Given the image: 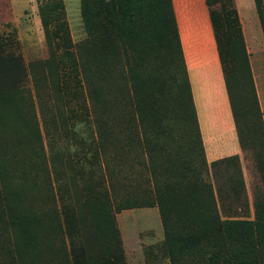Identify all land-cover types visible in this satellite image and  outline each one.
<instances>
[{"label": "rangeland", "instance_id": "1", "mask_svg": "<svg viewBox=\"0 0 264 264\" xmlns=\"http://www.w3.org/2000/svg\"><path fill=\"white\" fill-rule=\"evenodd\" d=\"M50 1H55L54 7ZM103 5L99 0H0V197L10 195L5 215L11 210L14 222L0 218V264L8 248L5 233L22 264L78 263L81 253L76 248L70 251L59 226L72 227L71 237H77L81 224L71 220L73 212L99 210L94 202L103 200L111 205L114 234L104 238L101 249L115 252L94 251L92 264H170L161 249L163 228L156 206L115 210L114 196L119 198L120 193L110 190L114 160L109 164L107 157L116 155L118 178L138 189L142 180L138 142L144 139L151 147L152 120L167 127L168 135L166 131L163 135L170 144L176 140L172 142L179 149L190 153L195 130L185 58L182 67L174 46L158 45L144 57L146 64L136 68L127 52L136 42L133 12L106 20ZM235 5L261 110L253 117V109L244 111L252 103L246 94L247 75L238 68L221 32V16L218 21L238 142L241 147V136L245 147L233 155L239 156L252 218V190L260 180L252 146L257 143L259 153L264 135V36L253 0H235ZM136 76L142 79L139 85ZM96 85L102 92L103 118L90 97ZM134 101L142 105L141 117L131 113ZM203 151L206 158L204 145ZM75 198L81 200L77 211ZM84 234L93 236L89 228ZM90 242L94 246L95 237Z\"/></svg>", "mask_w": 264, "mask_h": 264}, {"label": "trees", "instance_id": "2", "mask_svg": "<svg viewBox=\"0 0 264 264\" xmlns=\"http://www.w3.org/2000/svg\"><path fill=\"white\" fill-rule=\"evenodd\" d=\"M55 1H50V7H54ZM104 5L100 7L108 20L114 21L117 15H123L124 11L133 12L136 20L135 30L137 32L135 43L128 46V58L137 66L146 64L144 57L149 56L156 46H174L177 51V60L184 67V57L180 37L177 28L176 16L172 0H99ZM209 19L213 30V36L225 79L226 90L232 114L234 117L237 134L238 121L235 109L233 91L226 73L220 42V25L218 17L221 16L224 28L221 29L225 35L232 56L238 68L247 75V95H250L252 103L250 109L260 114L255 86L250 71L248 53L245 46L239 14L235 0H205ZM256 13L258 15L264 36V0H254ZM51 14V13H50ZM131 16V15H129ZM128 16V17H129ZM43 24L47 18L41 17ZM127 22L126 17L122 18ZM129 43V40L126 41ZM185 81L188 90V103L191 113V124L195 130L193 149L185 154L174 143L176 140L168 141L167 127L158 121H151V132L154 133L153 143L150 148L146 146L144 139L140 138L138 145L141 149V185L138 189L134 184L126 185L118 178L116 173V155L107 157L108 163L113 164L110 170V190L118 191L119 198L114 200L115 210L130 208L133 206H156L159 211L163 228V241L161 249L165 253L170 264H264V135H262V150L256 152L257 143H253V164L259 172V183L252 190L253 217H250V206L247 189L245 186L242 168L238 155H230L220 159L207 162L204 151L200 129L196 117L195 107L192 100L191 88L188 81L186 66L184 67ZM139 85L142 82L140 76L134 77ZM96 84V83H95ZM133 84V83H132ZM100 87H92L90 97L92 105L98 115L102 113L103 103ZM133 105V106H132ZM131 113L142 116L141 104L134 101ZM98 107V108H97ZM139 117V118H140ZM103 118V117H102ZM99 123V121H98ZM104 131L111 132L109 126H104ZM263 129V127H262ZM264 132V129H263ZM254 142L252 139H250ZM174 143H173V142ZM164 143L166 150H164ZM242 149L244 145L240 136ZM113 147L109 143L108 147ZM114 176L116 181H114ZM10 195L0 197V218L14 224L11 210L10 216L5 215L8 208ZM74 211L81 205L80 198H75ZM99 210H85L72 214V221L80 223V234L71 237L72 227H63L60 224L65 244L70 251L77 249L81 253L76 258L78 263L84 260L90 261L94 251L97 253L111 254L115 251L102 250L105 237L113 235L110 228L111 214L110 204L103 201L94 202ZM69 206H73L68 204ZM82 215L78 221L75 217ZM71 222V221H70ZM66 228V229H64ZM92 231L93 236H85L86 229ZM74 230V229H73ZM95 237V245H91L90 238ZM4 245L7 246L6 258L1 264H22L20 255L17 256L10 243L7 233L3 235ZM113 246V245H112ZM75 259V258H74ZM92 264V262L90 261Z\"/></svg>", "mask_w": 264, "mask_h": 264}, {"label": "crops", "instance_id": "3", "mask_svg": "<svg viewBox=\"0 0 264 264\" xmlns=\"http://www.w3.org/2000/svg\"><path fill=\"white\" fill-rule=\"evenodd\" d=\"M172 3L206 158L241 154L205 0Z\"/></svg>", "mask_w": 264, "mask_h": 264}]
</instances>
